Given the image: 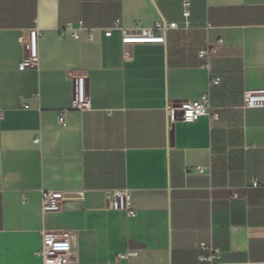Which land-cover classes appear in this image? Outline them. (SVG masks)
Wrapping results in <instances>:
<instances>
[{"label": "crops", "instance_id": "1", "mask_svg": "<svg viewBox=\"0 0 264 264\" xmlns=\"http://www.w3.org/2000/svg\"><path fill=\"white\" fill-rule=\"evenodd\" d=\"M182 2L0 0V264H43L42 230L70 233L64 264H264V107L241 106L244 90L264 88V0H189L186 19ZM116 18L178 26L163 43L125 46L104 31ZM78 21L93 40L60 36ZM33 27L39 63L20 69L17 38ZM206 45L222 48L207 66ZM73 75L86 77L91 106L60 125ZM213 77L218 119L168 129L167 107L198 99ZM123 187L134 217L108 208ZM43 190L68 198L42 212Z\"/></svg>", "mask_w": 264, "mask_h": 264}, {"label": "built area", "instance_id": "2", "mask_svg": "<svg viewBox=\"0 0 264 264\" xmlns=\"http://www.w3.org/2000/svg\"><path fill=\"white\" fill-rule=\"evenodd\" d=\"M189 0L182 2V16L186 19L189 16ZM178 26L177 22L164 18L156 21L152 26L134 25L131 28H126L121 24L120 18H116L112 25L105 28L106 34L113 30H117L121 34V42L125 46H131L136 43L158 42L163 43L166 34ZM86 32V39L93 40L94 28L86 27L82 21L68 22L60 31V36H65L67 33L75 40H80V31ZM42 36L39 28L33 27L20 34L17 38L18 44L23 50V54L19 61L20 69L35 68L39 63L38 41ZM220 45H206L200 48L197 55L205 62L207 66L208 60L221 53ZM218 77H213L209 80L208 88L201 94L198 99L181 102L178 106H168V129L177 120L193 122L201 116H206L210 121L218 119V112L211 104V88L219 83ZM73 92L69 107L58 112L57 121L60 125H64L66 121V112L68 110L84 111L90 108L91 101L86 91V77L83 75H73ZM242 108H263L264 107V88L255 90H244L242 92ZM27 108V105L23 106ZM3 118V112L0 110V120ZM38 143V138L33 140ZM207 169L206 166L196 167L198 173H202ZM259 183L257 180L251 182V186L256 188ZM68 198L64 191L58 190H43L40 197V206L42 212H53L60 209L61 203ZM108 208L111 210L122 211L127 217H134L135 210L132 207L131 192L127 188H116L110 191V200ZM41 248L35 252L41 256L43 264H64V257L71 254L73 251V240L70 233L63 232L56 234L51 231L42 230L41 232ZM264 240V237H263ZM201 249L209 251L207 257H202V260H212L215 257L216 249L211 245L204 243L199 244ZM135 251H127L118 254L116 258L123 259L130 255H135Z\"/></svg>", "mask_w": 264, "mask_h": 264}, {"label": "rangeland", "instance_id": "3", "mask_svg": "<svg viewBox=\"0 0 264 264\" xmlns=\"http://www.w3.org/2000/svg\"><path fill=\"white\" fill-rule=\"evenodd\" d=\"M220 79V78H219Z\"/></svg>", "mask_w": 264, "mask_h": 264}]
</instances>
